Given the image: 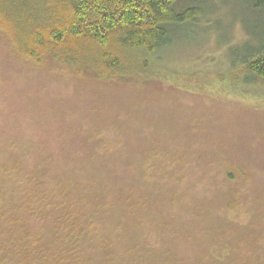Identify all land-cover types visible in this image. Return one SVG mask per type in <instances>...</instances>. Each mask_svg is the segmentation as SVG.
Here are the masks:
<instances>
[{"label":"rangeland","instance_id":"obj_1","mask_svg":"<svg viewBox=\"0 0 264 264\" xmlns=\"http://www.w3.org/2000/svg\"><path fill=\"white\" fill-rule=\"evenodd\" d=\"M185 1L201 20L174 28L171 45L123 80L26 57L0 21V205L19 220L6 217L11 231L62 234L55 200L50 209L38 197L44 181L50 196L74 195L66 213L85 195L87 230L135 244L141 264H264V89L234 67L264 45V9ZM128 257L122 247L116 264Z\"/></svg>","mask_w":264,"mask_h":264},{"label":"trees","instance_id":"obj_2","mask_svg":"<svg viewBox=\"0 0 264 264\" xmlns=\"http://www.w3.org/2000/svg\"><path fill=\"white\" fill-rule=\"evenodd\" d=\"M182 1L185 0H0V21L26 57L38 61L49 57L74 73L100 80H123L143 70L146 60L171 45L174 28L201 20L200 10L186 1L180 7ZM248 2L254 10L264 9V0ZM234 67L248 75V83L264 89V45L242 57ZM39 184H43L40 194ZM39 184L33 189L38 191L41 203L51 209L55 200L51 212L59 218L57 227L62 234L45 242L39 240L45 236L41 238L32 229L21 234L14 227L11 231L6 217H10V223L19 220L15 215L6 216L0 205V264H94L97 260L116 264L123 260L122 247L127 248L129 262L141 264L143 254L134 252L135 244L116 243L112 247L108 237L87 230L95 219L90 216L86 220L87 216L81 214H91L82 206L81 197L85 195L79 193L81 197H75L79 208L66 213L67 200L74 195L58 190L55 197L53 193L50 196L47 183ZM56 196L66 199L59 201ZM62 220H66L65 225H61Z\"/></svg>","mask_w":264,"mask_h":264}]
</instances>
